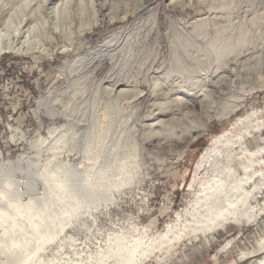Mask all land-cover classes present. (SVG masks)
Instances as JSON below:
<instances>
[{"label":"rangeland","instance_id":"obj_1","mask_svg":"<svg viewBox=\"0 0 264 264\" xmlns=\"http://www.w3.org/2000/svg\"><path fill=\"white\" fill-rule=\"evenodd\" d=\"M168 1L0 0V19L23 30L29 26L23 48L31 47L0 55V162L22 157L45 164L55 158L79 168L88 165L85 143L106 127L104 79L124 82L119 88L125 91L112 97L113 128L115 139L122 131L132 142L127 171H114L108 200L61 221L43 222L41 236L31 237V229L21 233L13 251L0 246V264H116L112 253L121 243L138 246L133 264H241L244 255L264 246V187L243 209L240 223L206 234L190 231L192 205L202 197L201 186L218 173L215 169L225 166L246 175L239 165L244 158L226 160L227 147L217 146L219 152L205 156L212 138L241 118L228 136L249 129L241 148L264 146V0H175L173 6ZM216 34L237 36L242 45L215 60L210 44ZM169 38L185 42L190 56L184 73L174 72L180 66L177 70L183 71L182 64L174 63V54L183 49L171 50ZM20 41L21 35L13 36V45ZM245 48L254 55L232 62ZM215 89H220L219 98ZM99 97L103 101L93 109ZM194 97L203 98L202 109L183 115L187 110L181 102ZM88 117L90 137L82 140ZM157 120L162 124L154 125ZM204 120L205 129L184 150V135ZM53 128L55 154L49 149ZM73 145L78 154L67 152ZM213 157L219 161L215 169ZM41 186L36 181L37 191ZM18 187L24 193L21 180ZM22 196L21 203L27 201ZM10 203L0 195L1 210ZM22 214L15 221L25 231L30 221ZM250 215L255 218L247 219ZM2 224L14 229L10 219ZM168 224L177 229L166 241L161 235ZM151 243L159 247L150 249Z\"/></svg>","mask_w":264,"mask_h":264},{"label":"bare ground","instance_id":"obj_2","mask_svg":"<svg viewBox=\"0 0 264 264\" xmlns=\"http://www.w3.org/2000/svg\"><path fill=\"white\" fill-rule=\"evenodd\" d=\"M168 5H175V0H169ZM23 28L24 27H20V25L19 27L14 25L11 20L0 19V55L13 51H24L23 44H25L24 42L28 39L26 33L29 31V26L24 30ZM219 33L221 34V32ZM239 33L240 32H238V34ZM14 35H21V41L13 45L12 38ZM217 35L218 34H216L212 43H209L210 48L215 47V60H218L226 49L229 54H233L242 45L239 42L242 41V39L237 38V36L219 35L218 37ZM169 41L171 44V50L177 51L180 47L183 49L178 55L174 54L175 65L180 66L179 64H182V66H184L183 71L179 72L177 69L181 66H177L178 68H176L174 72H186L185 64L190 55L184 46L185 42L174 41L170 38ZM216 44L219 46L218 50ZM103 46L104 45L102 44L99 49H102ZM25 50L27 51L24 52L31 51V47L28 46ZM253 55V51L245 48L240 50L231 60L232 62H235L240 60L241 56H244V61H247ZM101 56V58H103V55ZM205 56L207 59H210L212 54L208 51L205 53ZM256 56H258V54ZM196 58L198 59V57ZM228 63V61L225 62L223 68H225V65L228 66ZM104 83L107 85L103 88V91L107 96L104 98V101L102 100L103 98L99 97L97 101L93 102L92 108H97L100 101L104 102L103 105H105L106 108V115L104 116L106 119V127L102 128V132L97 134V137H95L93 141H86L85 143L86 149L84 153L89 156L90 160L88 165L84 168H79L81 166L68 163L67 161L61 162L55 158H51L49 162L47 160L45 164H41L38 160L28 161L22 157H17L16 159L5 163L0 162V195L2 196V200L12 201L8 206H3V210L0 209V246L2 250L6 249L8 252L13 251L21 244V240L18 236L21 233L30 231V229L33 230L30 234L31 237L41 236V233L44 231L41 230L39 226H41L43 222L49 223L48 221L53 220L54 217L61 221L66 215H75L77 210L85 211L91 204L94 205L101 200H108L107 194L111 188L115 186L114 171L117 170L123 175L126 173L127 167L125 158L128 157V147L132 142L131 139L122 133V131H118L117 138L115 139L116 134L113 128L115 108L114 99H112V97H119L122 92L125 91L123 88H119L121 85H124V82L118 79H104ZM212 86L215 88L216 84L213 83ZM177 89L179 90V88ZM219 90L220 89H215V93H217V95H215L216 98H219L220 96ZM182 91L183 90L176 93H182ZM153 93L155 96L154 101L159 102V93L157 94V91L155 90ZM196 94L199 96L201 95L198 93ZM171 96L172 95H170V97ZM172 98L173 97L170 99ZM204 99L205 101H211L210 96L207 97L205 94ZM203 103V98L199 99V97L198 100L194 97L188 98L184 103L181 102V108L187 110L183 115L196 108L202 109ZM175 105L179 107L178 104ZM179 108L176 112H178ZM161 112V110H158L157 115H163ZM63 114L65 116V111ZM223 116L227 117V114L221 115V117ZM84 120L86 121V131L82 140H86V138L90 137L91 131L90 117L85 118ZM240 120L241 118L236 120L230 128L223 130L212 138L211 147L209 149L210 151H207L205 156L209 153L219 152V150H217V152L215 151V147L217 146L227 147V152L224 154L226 155V160H231L232 158H244V162L239 165L246 175L237 176L238 173L236 170L230 167L226 168L223 166V168L217 169L216 167L219 165V161L217 158H211V167L214 169L216 168L215 170H218V173L201 186L199 192L202 194V197L196 200L192 205V212L195 214H192L193 227L191 226L192 229L190 228V231L193 234L210 233L216 229L224 227L225 224L230 222L240 223L242 219H244V214L242 213L243 209H245V207L250 208L252 201L256 199L257 193H259L264 187V146L248 149L241 148L246 144L245 136L248 137L251 135L249 129H245L236 136H228L232 133L234 125ZM161 121L162 120H157L153 124L156 125V123L159 122L162 124ZM207 122L208 120H204V122L202 121L197 127H192V129L184 135V150L187 148L190 141L195 139L196 136L205 129ZM257 129H260V127H257L254 130ZM55 131V128L49 130V138L51 141H54V143L49 146L52 154L58 152L57 146L55 145L57 139ZM43 141H46V139ZM236 147L239 148L234 150ZM33 152L38 158V147L35 148ZM67 152L78 154V151L74 149V145L70 147ZM179 155H181V153ZM48 164L51 166H48ZM234 176H236V178H234ZM256 179H258V182H256ZM20 180L24 187V193H20L18 187ZM39 180L42 182V188L37 191L36 181ZM22 195L27 197V201L21 203L20 198ZM6 196H10L11 198ZM22 207H24L26 211H20ZM19 214H22L26 220L30 221V226L25 231L21 230L24 226H21L20 223L15 221V216ZM34 216H37V218L32 219ZM253 217L254 215H250L247 219H252ZM8 219L12 221L13 224L11 227H14V229L2 224V222H6ZM44 226L47 227L46 224H44ZM175 228L176 226L174 224H168L164 233L161 235V238L169 241L170 238L168 234L173 232ZM153 244L150 245V249L159 247V245L158 247H155ZM137 248L138 246L136 243L133 245H130V243H121L114 250L115 253H112V258L115 260L116 264H133L136 262L135 256ZM241 264H264V246L252 254L249 253V255H244L241 259Z\"/></svg>","mask_w":264,"mask_h":264}]
</instances>
